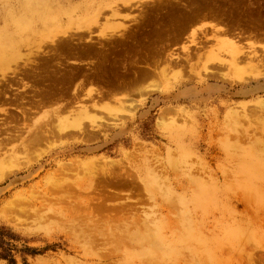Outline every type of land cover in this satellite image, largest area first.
Returning <instances> with one entry per match:
<instances>
[{
	"label": "rangeland",
	"instance_id": "374dc122",
	"mask_svg": "<svg viewBox=\"0 0 264 264\" xmlns=\"http://www.w3.org/2000/svg\"><path fill=\"white\" fill-rule=\"evenodd\" d=\"M220 28L263 59L241 83L218 66ZM263 36L264 0H0V49L23 60L0 74V232L16 264H264ZM82 107L95 137L23 148L44 112ZM88 159L118 179L83 191L81 172L55 174Z\"/></svg>",
	"mask_w": 264,
	"mask_h": 264
},
{
	"label": "bare ground",
	"instance_id": "6f19581e",
	"mask_svg": "<svg viewBox=\"0 0 264 264\" xmlns=\"http://www.w3.org/2000/svg\"><path fill=\"white\" fill-rule=\"evenodd\" d=\"M173 1V0H171ZM178 1V0H177ZM175 2V1H174ZM179 6V5H178ZM185 6V5H184ZM183 6V7H184ZM189 12V11H188ZM112 15L113 16H118L117 14V11L116 10H112ZM172 13V12H171ZM99 17V16H98ZM175 18V17H174ZM201 18V17H200ZM211 28V27H210ZM213 28V27H212ZM217 27H214L213 30L215 31ZM125 29V28H124ZM181 29V28H179ZM181 31V30H180ZM175 32V30H174ZM218 34L219 32H221V34L224 36L223 39H217L215 35H213V38H216L215 41H216V45L218 46V50L219 49H224L227 54H228V57H229V62L228 63H223L221 61H219V65L220 67H222L223 69V66H226L230 72H231V78L234 82L236 83H241L243 81H245V73H246V70L248 71H252V73L254 72L252 70V63L257 60V61H261L262 60H259L258 59V56L256 55V51H255V43L253 42H250L248 44V47H244L243 44L241 43V38L240 37H233L231 35V32L230 30L226 29V28H223V29H217L216 31ZM180 33V32H179ZM215 33V34H217ZM176 34V33H174ZM196 34V33H195ZM194 34V35H195ZM193 35V36H194ZM221 36V35H220ZM25 40V39H24ZM178 40V39H177ZM255 40H257V38H255ZM261 42L263 43L262 45V48L264 49V36L263 37H260L258 39V43ZM21 40H15L14 42V46H19V44H21ZM257 43V42H256ZM191 44L197 46V42H195L194 38L191 40ZM56 45V44H55ZM54 45V46H55ZM201 45V43H200ZM199 45V46H200ZM198 46V47H199ZM20 50V49H19ZM183 50L185 51H189V49L187 47H183ZM250 51V52H248ZM264 51V50H263ZM190 53V52H189ZM187 53V60L190 56V54ZM73 55V54H72ZM74 57V56H73ZM264 58V56H263ZM28 59V58H27ZM172 59V58H171ZM18 60H22V57L21 55H19V51L16 50V49H11L10 52H7V51H4L3 49H0V74L3 78H6V76L8 75V71L10 70V64L13 63V62H17ZM186 60V61H187ZM176 61V60H175ZM23 62V60H22ZM27 62V61H26ZM166 62V61H165ZM178 62V61H177ZM175 62V65H177L178 63ZM181 63V62H180ZM18 64V62H17ZM240 64H244L242 65V67L240 66ZM15 65V64H14ZM181 65V64H180ZM261 65V64H260ZM259 65V66H260ZM264 65V63H263ZM262 65V66H263ZM23 66H26V64H24ZM173 66V65H172ZM179 66V65H178ZM19 67V65H18ZM17 67V69H18ZM145 68V67H144ZM219 68V67H218ZM264 70V68H262ZM156 70V69H155ZM261 70V69H260ZM259 70V71H260ZM262 70V71H263ZM256 71V69H255ZM11 72V71H10ZM44 72V71H43ZM261 72V71H260ZM13 75L15 74V71L12 72ZM47 73V72H46ZM250 73V72H249ZM255 73V72H254ZM257 73V72H256ZM22 75V74H21ZM155 75L154 73V70H152L151 68H147L146 70H140V71H135L133 72V83L132 84H136V82L138 80L142 81V80H145V79H150V78H153ZM27 76V75H26ZM226 76V75H225ZM40 77V76H39ZM227 77V76H226ZM252 77V76H251ZM26 78V77H25ZM31 78V77H30ZM35 78V76H34ZM38 78V77H37ZM248 78V77H247ZM228 79V78H227ZM250 79V77H249ZM23 80V79H22ZM21 80V81H22ZM31 80V79H30ZM39 80V79H38ZM20 81V82H21ZM25 81V80H24ZM132 81L128 82V83H131ZM148 81V80H147ZM63 82V80H62ZM22 84H25V83H22ZM79 85V84H78ZM125 85V84H124ZM138 85V84H137ZM26 86V85H25ZM32 86V85H31ZM140 86V85H139ZM127 87V86H126ZM30 88V87H29ZM35 88V87H34ZM26 89V88H25ZM126 89V88H125ZM137 89V88H136ZM143 89V88H142ZM148 89V88H147ZM150 90L153 89V88H149ZM37 90V89H36ZM39 90V89H38ZM82 91V90H81ZM1 92V91H0ZM3 92V91H2ZM36 92V91H35ZM92 89L88 92V93H92ZM128 92V91H127ZM135 92V91H134ZM139 92V91H138ZM74 94H77V90H74L73 91ZM129 93V92H128ZM131 93V92H130ZM87 95V93H86ZM138 95V94H137ZM20 97V96H19ZM18 97V98H19ZM89 97V95H88ZM91 97V96H90ZM13 99V98H12ZM11 100V99H10ZM18 100V99H17ZM21 100V99H20ZM3 102V101H2ZM21 102H24V101H21ZM29 102V101H28ZM42 102V101H41ZM13 104V102H12ZM32 104V103H31ZM34 104V102H33ZM258 104V103H257ZM39 105V104H38ZM95 106V105H94ZM260 106V108L264 109V103L263 101L261 100L259 102V105L258 107ZM14 107V106H13ZM18 108V107H17ZM121 109V108H120ZM22 110V109H21ZM89 110V108H88ZM122 111V110H121ZM22 112V111H21ZM24 112V111H23ZM59 112H62V109L60 108H56V109H53V111L51 112L52 114H49L47 111L44 112L43 116L36 122L32 123L33 124V127L36 128V133L34 134V137L32 138V140H28L29 142L26 143L25 145L26 146H23V148H28L29 151L32 148H30L31 146H34V145H39V143L41 144V142H44V141H47V137L46 135H48V137H50L49 139H55V138H59V137H68L69 139H72L71 137L74 135V131L76 132H79L81 133L82 135L86 136V140H90L92 137H95L96 135L95 134H88L86 133V130H85V127L83 126L84 124H82L80 121L81 119H84L83 116L87 114V107H82L79 111V113L77 114L78 117L76 118H73L71 117V112H69V115L67 117H65L64 119H62L61 122H58V118H59V115L60 113ZM263 112V110H262ZM24 113H22L23 115ZM242 115V114H241ZM231 117L234 116V113L230 115ZM57 120L58 122V125L55 126L57 127V130L56 132L54 131L55 129L52 130H49L48 128V125L49 123L52 124V120ZM85 119H87L85 117ZM163 121V120H162ZM31 124V125H32ZM37 125H43L42 127L44 128H40L41 126H37ZM50 126V125H49ZM51 127V126H50ZM48 128V129H47ZM53 128V126H52ZM58 131V132H57ZM34 132V131H33ZM54 133H57V134H54ZM73 133V134H72ZM80 134V135H81ZM76 135V134H75ZM14 137H18V136H14ZM78 137V136H77ZM7 140V139H6ZM10 140V139H9ZM95 140V139H94ZM1 142V141H0ZM11 142V141H10ZM89 142V141H88ZM4 143V142H2ZM30 146V147H29ZM1 150V148H0ZM3 150V149H2ZM18 150V149H17ZM86 153H88V150L85 151ZM84 152V153H85ZM14 153V152H13ZM153 157V156H152ZM101 161V162H100ZM14 162V161H13ZM150 162V161H149ZM99 163H101L102 165H99ZM9 164V163H8ZM147 164V163H146ZM113 162L112 161H108V160H95V159H88L87 161L83 162V163H79L75 166H73L72 164H69V165H60L58 168H56V172L55 174L57 175H70L71 173H73V171L77 174L78 172H81L83 175L82 176V179H79L75 182H73V186L76 187L77 189H81L83 188L84 190L83 191H88V190H94V181L96 178H102L105 182H109L110 180H116L118 179V175L115 171V168L113 166ZM9 167V166H8ZM125 169V168H124ZM118 170V169H117ZM130 171V170H129ZM145 171L146 173L149 175V176H152L153 174V168L151 167V164L145 166ZM125 172V171H124ZM123 174H126V176H124L126 179L127 177L130 178L131 174L130 173H127V170H126V173ZM122 173V172H121ZM120 174V173H119ZM121 175V174H120ZM4 176V174H0V177ZM80 176V175H79ZM122 176V175H121ZM158 176V175H157ZM80 178V177H79ZM120 178V177H119ZM99 180V179H97ZM53 181V182H52ZM51 182L54 183V181L56 182V180H52ZM103 181V182H104ZM124 181V180H123ZM99 182V181H97ZM122 182V181H121ZM52 183H49V184H52ZM69 183V182H68ZM67 182H61V183H54V188H57L58 190H61L63 189L67 184ZM101 183V181H100ZM68 186V185H67ZM97 186V185H96ZM69 187V186H68ZM67 187V188H68ZM72 187V186H71ZM98 187H99V184H98ZM101 187V186H100ZM104 187V186H103ZM131 187V186H130ZM129 187V188H130ZM105 188V187H104ZM83 204V203H82ZM128 207V206H127ZM133 208V207H132ZM87 209H89L87 207ZM86 209V211H87ZM125 209V208H124ZM127 210V209H126ZM125 210V211H126ZM130 210V209H128ZM133 210V209H132ZM122 211V209H121ZM120 211V212H121ZM129 212V211H128ZM88 216L91 215V211H87L86 212ZM148 216V215H147ZM146 216V217H147ZM132 221H130L131 223H133L135 225V221L137 220L134 219L133 217H130ZM113 220V219H112ZM142 221L141 220V224H142ZM144 222V221H143ZM140 224V225H141ZM139 225V224H138ZM75 227V226H74ZM119 227V226H118ZM132 228V227H131ZM74 229V228H72ZM75 230V229H74ZM81 230V229H80ZM96 233V232H95ZM95 236V235H94Z\"/></svg>",
	"mask_w": 264,
	"mask_h": 264
},
{
	"label": "trees",
	"instance_id": "16d2710c",
	"mask_svg": "<svg viewBox=\"0 0 264 264\" xmlns=\"http://www.w3.org/2000/svg\"><path fill=\"white\" fill-rule=\"evenodd\" d=\"M2 236H5V234L0 232V259L7 260L9 264H16L12 256V249L10 248V245L8 243L1 239ZM29 251H31V254L34 253L32 250Z\"/></svg>",
	"mask_w": 264,
	"mask_h": 264
}]
</instances>
